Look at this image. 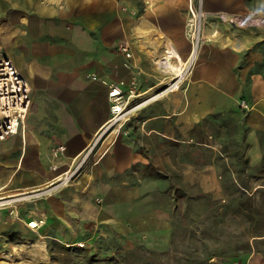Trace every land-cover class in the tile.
Segmentation results:
<instances>
[{
  "label": "crops",
  "instance_id": "obj_1",
  "mask_svg": "<svg viewBox=\"0 0 264 264\" xmlns=\"http://www.w3.org/2000/svg\"><path fill=\"white\" fill-rule=\"evenodd\" d=\"M197 3L0 0L1 51L31 86L19 133L0 141V238L18 239L4 245L7 252L51 241L74 245L94 232L141 236L146 242L151 235L165 238L169 213L155 205L147 209L143 192H151L146 194L152 200L153 190L162 186L151 188L150 182L169 184L167 173L177 171L175 164L178 181L215 198H222L224 173L264 172V29L234 27L213 15L264 16V0H202L208 40L199 45L180 87L147 101L97 140L111 117L110 102L106 87L86 75L102 76L123 91L134 80L143 97L153 96L178 77L162 63L168 49L176 54L173 64H189L186 22ZM124 40L130 58L117 50ZM59 145L65 149L54 155L52 148ZM172 147L179 149L172 155L175 164ZM196 147L212 151L214 159H191ZM242 154L248 158L244 165ZM78 163L82 170L54 194L8 199L16 190L62 177ZM250 260L246 264L257 263L258 255Z\"/></svg>",
  "mask_w": 264,
  "mask_h": 264
},
{
  "label": "rangeland",
  "instance_id": "obj_2",
  "mask_svg": "<svg viewBox=\"0 0 264 264\" xmlns=\"http://www.w3.org/2000/svg\"><path fill=\"white\" fill-rule=\"evenodd\" d=\"M163 87L164 85L153 95L159 93ZM145 99L146 96L143 97L142 95L134 99V101L131 102V106ZM134 112L135 111L131 113L129 118ZM125 122L121 125H116L108 133L114 129H119ZM53 149L54 148H52V153ZM178 153L179 149L176 150L175 147L171 148L170 163L175 164L174 162H176V160L172 155ZM198 154L201 155V158H199L200 155ZM191 155V159L193 156H199L196 159L197 161H199V159L201 161L214 159V153H212V151H205V149L202 148L200 151L197 147L191 149ZM219 162H221V160H219ZM83 165L82 168L84 167ZM174 168L177 170L176 172L167 173V176H169L171 180L169 184L166 180L161 181L156 178L150 182L154 184L153 186L149 183L151 188L160 184V186H162L160 189L153 190V192L156 191V196H153L154 199L152 198L154 204L151 202V196L146 194L151 192H143V198L148 202L146 206L147 209H151L154 207L153 205H155L156 208L165 210L169 213L170 231L168 229L169 232L165 238L151 235L148 242L144 241L145 237L141 239V236L137 239H127L124 244L129 246L127 247L128 251L134 252L131 256V260L136 264H184L183 259L186 256H190L194 260L205 256L204 251L208 247L212 251L216 250L222 252V254L212 258L211 261L216 264H223L222 258L233 250L236 254L244 253L250 248H256L260 251L264 250V242L252 238L253 234H259L260 232L264 233V192L261 191L264 189V172L253 174L255 175L253 181L249 176L246 177L243 175L239 178L237 176L238 173H235L236 177H238L237 181L239 185L247 188L248 195L251 196V205L245 202V204L241 205L244 207L240 209L230 206L225 210L223 205H226L228 201L236 196L234 191L235 187L230 186V178L228 177L230 172L228 174L224 173L222 198H215L213 194L205 196L203 190L196 185L186 184L180 180L178 181V177L180 176L179 173H181L178 172L180 169L179 165L175 164ZM230 175L231 180H234L232 174ZM72 180L73 179L64 182L62 187L68 185ZM226 183L229 186H227ZM233 183L236 184L235 182ZM60 186L61 185L56 186V188L52 189L50 192H43L34 196L31 195L42 192L45 188H48L42 184L41 186H36L40 187V190H36L38 189L36 187L16 190L8 199L17 198L20 200H27L28 198L50 196L60 190ZM0 201H4V199ZM249 206L254 209V213H247L246 209L249 208ZM163 231L165 230H160V232ZM170 232H175L174 242L171 244V247ZM17 233L18 232H16L15 236L18 235ZM94 234L92 238L85 237L83 240L77 241L74 245L69 241H51L48 242L46 246H44L43 243H37L25 248H17L15 251H12L13 253L7 252L3 247L18 239L16 238L14 241L0 238V257L13 263L26 260L31 264L36 263L37 260H41L44 264H73L74 260L79 258V261H83L84 264H90V254L96 253L97 256H101V254L105 252L104 249L111 237L110 232H94ZM84 253L86 256L83 255ZM92 264L102 263L101 261H96Z\"/></svg>",
  "mask_w": 264,
  "mask_h": 264
},
{
  "label": "built area",
  "instance_id": "obj_3",
  "mask_svg": "<svg viewBox=\"0 0 264 264\" xmlns=\"http://www.w3.org/2000/svg\"><path fill=\"white\" fill-rule=\"evenodd\" d=\"M213 15L220 21L238 28H263L264 16L257 13H228L223 11L213 12ZM206 12L202 8V0H198V5L190 8V13L186 22V36L190 42V53L186 63H189L185 68L184 74L190 68L199 45L207 41V35L204 32V19ZM118 52L123 54L126 58L131 57L130 46L127 41H121L117 46ZM163 58L162 63L167 64ZM186 65V64H185ZM184 68V67H183ZM113 74L117 75V68L113 69ZM183 76H178L169 80L159 93L153 95L145 100L139 101L137 104L131 106L134 99L139 98L142 94L136 90L135 82L132 80L127 91H123L116 83L107 80L95 73L86 75V78L91 82L100 84L107 89V96L110 102L111 117L105 124L101 133L98 135L99 140L104 134L108 133L116 125H121L125 122L131 113L147 101L157 97L164 92H170L180 87ZM31 105V86L22 73L16 68L12 60L7 57L0 47V141L8 138L11 135L19 133L20 128L29 112ZM243 108L247 107L246 102L242 101L240 104ZM94 145L89 148L84 160L92 151ZM65 149L63 145H59L53 149V153L57 155ZM83 164L78 163L73 168L64 172L62 177H58L56 181H49L45 184L48 188L42 192L33 194L31 196L50 192L56 186L68 182L73 179L80 171ZM52 170H57V166L53 165ZM40 190V187H36ZM34 227V226H33ZM82 245V244H81ZM237 264V263H234Z\"/></svg>",
  "mask_w": 264,
  "mask_h": 264
},
{
  "label": "trees",
  "instance_id": "obj_4",
  "mask_svg": "<svg viewBox=\"0 0 264 264\" xmlns=\"http://www.w3.org/2000/svg\"><path fill=\"white\" fill-rule=\"evenodd\" d=\"M240 163H246V161L248 160L247 157H244V155L242 154L239 158ZM244 165V164H243ZM249 176V177H254L255 175L251 174V173H245V172H239L237 174V176L239 178H241V176ZM228 177L230 178V186H234L235 189V193L236 196L235 198H233L232 200L228 201L226 203V205L224 206V209L226 210L227 208H229L230 206H233L237 209H240L241 206L243 204H245V202L249 203V205H251V196L248 195V190L246 187L239 185L238 183V177H236V174L234 176H232V178H234V180H231V175L228 174ZM255 178V177H254ZM236 179V181H235ZM233 182H235L236 184H234ZM227 185V183H226ZM229 186V185H227ZM223 191V188H222ZM262 192H264V189L261 190ZM184 193V192H182ZM205 196H210L212 194H210L209 192L204 193ZM264 194V193H263ZM248 206V205H247ZM247 213H254V209L251 208L249 206V208L246 209ZM255 215V214H254ZM111 237H110V241H108L106 247H105V252L103 254H101V256H97L96 253H91L89 256V259L91 260V262H96V261H101L102 264H136L133 260H131V256L132 254H134L133 251H128L129 247L128 245L126 246L124 244V242L129 239L128 237H126L124 234H121L119 232H110ZM170 247L171 244H173L174 242V236H175V232H170ZM252 238L259 240L261 242H264V233L260 232L259 234H253ZM130 240V239H129ZM205 256H203L202 258L196 259L194 260L193 258H191L190 256H186L183 260H184V264H216L215 262H212L211 259L216 257L217 255L222 254L221 251H212L210 250V248H206L205 251ZM151 253V252H149ZM83 255L86 256V254L84 253ZM154 255V254H153ZM259 258V261L256 263H250V264H264V250L260 251L259 249L253 248V249H248V251L244 252V253H235L234 250L232 252H229L226 256H224V258H222V262L223 264H234L237 262V264H246V261H251L250 259L253 256H257ZM260 256V257H259ZM90 262V264H92ZM73 264H84L83 261H79V258H77L76 260H74ZM183 264V263H182Z\"/></svg>",
  "mask_w": 264,
  "mask_h": 264
},
{
  "label": "bare ground",
  "instance_id": "obj_5",
  "mask_svg": "<svg viewBox=\"0 0 264 264\" xmlns=\"http://www.w3.org/2000/svg\"><path fill=\"white\" fill-rule=\"evenodd\" d=\"M176 56L175 52L173 49H168L165 53V57L164 59L167 61V65L166 67L169 68V69H173L174 72L178 75V76H183L184 75V71H185V68L187 67V65L183 68V67H179L177 64H173L172 61H173V58ZM177 89H174L173 91H175ZM23 128V127H22ZM88 143V142H87ZM25 144V143H24ZM26 145V144H25ZM74 157V156H73ZM43 185H45V183H42ZM41 184V185H42ZM42 222V221H41ZM29 226L33 227V226H37V223L36 222H29L28 224ZM28 226V227H29ZM42 228V227H41ZM0 264H31L29 263L28 261L26 260H23V261H19V262H16V263H13L11 261H7L6 259L0 257ZM34 264H44L41 260H37L36 263Z\"/></svg>",
  "mask_w": 264,
  "mask_h": 264
}]
</instances>
